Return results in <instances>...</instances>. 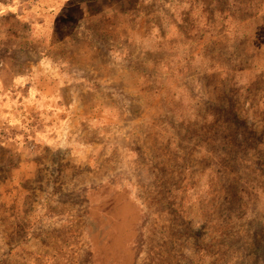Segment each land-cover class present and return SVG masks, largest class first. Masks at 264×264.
<instances>
[{"label": "rangeland", "instance_id": "1", "mask_svg": "<svg viewBox=\"0 0 264 264\" xmlns=\"http://www.w3.org/2000/svg\"><path fill=\"white\" fill-rule=\"evenodd\" d=\"M0 87V264H264V0H30Z\"/></svg>", "mask_w": 264, "mask_h": 264}, {"label": "crops", "instance_id": "2", "mask_svg": "<svg viewBox=\"0 0 264 264\" xmlns=\"http://www.w3.org/2000/svg\"><path fill=\"white\" fill-rule=\"evenodd\" d=\"M30 4V0H0V15H3V14H9L11 12L13 13H16V14H22V12L24 11V8ZM20 12V13H19ZM23 90H20L21 94L24 96L26 95L27 97L33 92L34 94V91H32V89L30 87H24L22 88ZM7 91H5L2 87H0V107H6L9 103L8 100H6L5 98L9 99V97L5 96ZM39 93H40V96L37 98V95H34L35 99L32 101V106H36V107H42L38 104L40 103H43V99H44V95L42 93V91L39 90ZM67 94V92H66ZM29 101V99H27V102ZM62 101L59 102L60 106L62 105ZM68 103H71V102H68L66 100L65 102V108L68 109ZM36 104V105H34ZM26 105V104H25ZM72 105V104H71ZM16 213L19 214V211H16ZM11 215L9 213V210L6 211V209H2L0 211V215L2 216H5V215ZM20 216V215H19ZM19 216H17V220L19 221L20 218ZM13 217H11V219H8L7 220V224L8 225H4L2 226V228L0 229V232H2L0 235L1 236H9V233L10 232V228L12 229V222H13Z\"/></svg>", "mask_w": 264, "mask_h": 264}]
</instances>
